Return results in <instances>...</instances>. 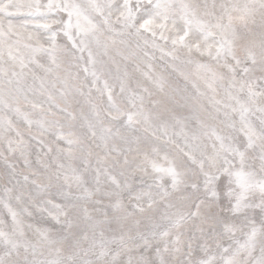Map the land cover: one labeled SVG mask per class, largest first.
Here are the masks:
<instances>
[{
    "label": "snow or ice",
    "instance_id": "obj_1",
    "mask_svg": "<svg viewBox=\"0 0 264 264\" xmlns=\"http://www.w3.org/2000/svg\"><path fill=\"white\" fill-rule=\"evenodd\" d=\"M0 264H264V0H0Z\"/></svg>",
    "mask_w": 264,
    "mask_h": 264
}]
</instances>
